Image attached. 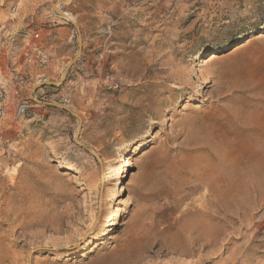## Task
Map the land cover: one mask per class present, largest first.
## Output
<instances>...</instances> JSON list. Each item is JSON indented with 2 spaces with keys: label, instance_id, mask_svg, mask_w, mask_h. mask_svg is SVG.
Returning <instances> with one entry per match:
<instances>
[{
  "label": "rangeland",
  "instance_id": "obj_1",
  "mask_svg": "<svg viewBox=\"0 0 264 264\" xmlns=\"http://www.w3.org/2000/svg\"><path fill=\"white\" fill-rule=\"evenodd\" d=\"M59 1L0 0L7 95L26 83L0 124V264H264V0H102L93 62L38 103L78 52ZM51 37L39 79L15 76Z\"/></svg>",
  "mask_w": 264,
  "mask_h": 264
},
{
  "label": "crops",
  "instance_id": "obj_2",
  "mask_svg": "<svg viewBox=\"0 0 264 264\" xmlns=\"http://www.w3.org/2000/svg\"><path fill=\"white\" fill-rule=\"evenodd\" d=\"M77 7V9H76ZM77 12V13H76ZM102 13V0H76L73 5V11L70 13L74 18V20L77 22V24L80 27V30L82 32L83 38H84V51H83V57L82 59L86 61L87 64L90 62H93L94 55L92 54L93 51L96 49L97 44L95 41L97 40L96 35V27L99 24L100 16ZM65 28V27H64ZM66 30L68 28H65ZM58 32V31H55ZM50 43L48 45L41 44V47L43 50H46V52L52 56V49L51 47L54 46V38H50ZM25 42L17 47V53L20 52V55L22 56V51L25 50ZM51 53L49 52V50ZM51 65H54L55 60H51ZM58 63V62H57ZM49 65V66H51ZM13 74L17 77L23 78L26 77L28 81H35L38 80L40 77L39 70L37 67H33V65L28 64L25 60H21L18 58V56H15L14 59H12L11 63ZM10 92L7 95L6 100L3 102L1 107L4 110V120L0 121V124L4 121L6 122L9 118L12 110L15 108L16 105H19L20 99L22 97V92L20 91V95H15L16 86H14L12 83H10ZM30 85V84H29ZM31 90L28 89L27 95L30 96ZM3 127V126H0Z\"/></svg>",
  "mask_w": 264,
  "mask_h": 264
},
{
  "label": "water",
  "instance_id": "obj_3",
  "mask_svg": "<svg viewBox=\"0 0 264 264\" xmlns=\"http://www.w3.org/2000/svg\"><path fill=\"white\" fill-rule=\"evenodd\" d=\"M73 2V0H63V1H59L57 2L55 5H53V10L58 13L59 15H61L62 17H64L65 19H67V21L76 29L77 34H78V52L76 54V56L73 58V60L71 61V63L68 65V67H66L64 73L62 74L61 80L57 83V82H45V83H40V84H35L30 92V98L33 99L34 101L38 102V103H42L39 100H36L34 98V94L36 93V91L43 87V86H50V87H56L59 88L63 85V83L66 81L67 78V73L69 72V70L72 68V66L81 58L82 53H83V46H84V42H83V38L81 35V31H80V27L78 26V24L76 23V21L70 17L65 11L62 10V6L63 5H71ZM46 105L51 106V107H55L57 109L63 110L65 112L70 113L72 116H74L75 118L78 119L79 121V127H78V135L82 130V125H83V120L82 118L75 112L72 111L71 108L61 105V104H56V103H51V102H47ZM76 143L80 145L79 141H78V136L75 138ZM86 148V147H85ZM96 159L99 161V163L101 164V160L98 156H95ZM97 222H95L93 228L88 232V234H86L83 239L81 240L82 242H84L89 234L93 231V229L96 227ZM34 252L30 253V258H29V264H32V256H33Z\"/></svg>",
  "mask_w": 264,
  "mask_h": 264
},
{
  "label": "built area",
  "instance_id": "obj_4",
  "mask_svg": "<svg viewBox=\"0 0 264 264\" xmlns=\"http://www.w3.org/2000/svg\"><path fill=\"white\" fill-rule=\"evenodd\" d=\"M39 37H40L39 33H36L34 36L36 41L39 39ZM25 47L26 48L25 50H23L22 55L24 57V60L28 64H31L38 68H43L48 65L50 61V55L45 50H43V48L39 44H36V42L28 41ZM25 84L26 83L23 79L16 81V90H15L16 96L20 95V91H22L25 88ZM6 98H7V92L5 89L4 79L2 74L0 73V121H2L5 117L4 110L1 107V105L6 100ZM30 100L33 99L30 98ZM24 109H25L24 105L20 106L18 115H20V113L23 112Z\"/></svg>",
  "mask_w": 264,
  "mask_h": 264
},
{
  "label": "bare ground",
  "instance_id": "obj_5",
  "mask_svg": "<svg viewBox=\"0 0 264 264\" xmlns=\"http://www.w3.org/2000/svg\"><path fill=\"white\" fill-rule=\"evenodd\" d=\"M70 17H72V18H74L70 13H68V12H66ZM142 144L143 143H140L139 145L140 146H142ZM219 168H221L220 166H222V161L221 162H219ZM126 167L128 168V167H130V164L129 163H127L126 164ZM66 168H68V167H66ZM65 168V169H66ZM125 168V167H124ZM222 169H225V166H223V168ZM245 169V168H244ZM220 169H214V171H217L218 172V175L217 176H215V177H212L211 178V181H208V185L209 186H214V183H221V188H225L226 187V184H225V178H224V173L222 174V175H220L221 174V171H219ZM212 171H213V169H212ZM216 172V173H217ZM122 174V173H121ZM227 175V174H226ZM116 185H115V190H116V192H115V194L113 195V197H114V202H116V201H119L120 199H121V194H120V190H121V178H118L117 179V183H115ZM224 184V185H223ZM254 193V192H253ZM206 197H207V201H209V202H213V199H214V197L212 196V195H206ZM216 201V200H215ZM221 203H222V201H221ZM207 204V203H206ZM224 207V206H223ZM217 212V211H216ZM117 215V214H116ZM115 216V215H114ZM114 216L112 215L111 217H110V219H113L114 218ZM113 224V223H112ZM49 227V226H48ZM49 229V228H48ZM58 229V231H61V228H57ZM216 239V238H215ZM63 240V239H62Z\"/></svg>",
  "mask_w": 264,
  "mask_h": 264
}]
</instances>
